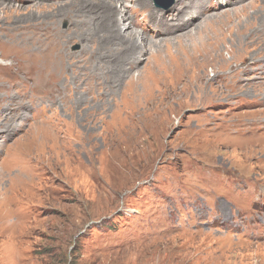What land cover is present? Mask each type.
Returning a JSON list of instances; mask_svg holds the SVG:
<instances>
[{
  "label": "rangeland",
  "instance_id": "1",
  "mask_svg": "<svg viewBox=\"0 0 264 264\" xmlns=\"http://www.w3.org/2000/svg\"><path fill=\"white\" fill-rule=\"evenodd\" d=\"M81 1L0 0V264H264V0Z\"/></svg>",
  "mask_w": 264,
  "mask_h": 264
},
{
  "label": "bare ground",
  "instance_id": "2",
  "mask_svg": "<svg viewBox=\"0 0 264 264\" xmlns=\"http://www.w3.org/2000/svg\"><path fill=\"white\" fill-rule=\"evenodd\" d=\"M33 1H35V0H33ZM51 1V0H50ZM84 1V0H83ZM96 1H99V2H101V3H103L106 7H111V8H113L115 11H116V13L118 14V15H120L121 16V18L120 19H118V17L116 18L117 20H119V26H121V27H117L116 25L114 26H108L109 27V29H108V31H109V33L111 32V33H113V31H114V33H116L115 34V36H114V38L115 37H119V36H122V37H126V39L127 40H130L131 41V39H132V41H138L139 40V44H134L133 43V46L134 47H131V48H127L126 50L128 51V50H132V48H134V49H136V48H139L138 50H141V51H144L145 50V48L147 47V45H148V43L146 42V40L144 39V38H142V37H144V36H142L141 37V35L137 32V31H134L133 29H131V31L130 32H127L128 34H125V28L126 27H130L131 26V24H133V22L132 21H130V19H129V17H127V16H123V14H121L122 13V11L120 12V8H117L116 6H115V4H114V2H112L111 0H96ZM142 1V0H141ZM178 1H180V0H178ZM218 1H221L222 3L221 4H225V3H229L230 5H238L239 4V2H241L242 0H218ZM42 2V1H41ZM80 2H82L81 0H80ZM85 2V1H84ZM86 2H89V1H86ZM91 2V1H90ZM182 2H183V0H182ZM100 3V4H101ZM83 4H86V3H83ZM184 4V6H183V9H179V11H183V13H185L186 11H185V9L187 8H185V5L186 6H188L187 4H188V2H184L183 3ZM96 5V4H95ZM122 5V4H121ZM91 6V5H90ZM97 6V5H96ZM178 6V5H177ZM194 6H195V4H194ZM199 7H201V9H207L208 11H211V10H213V8H211V7H204L203 6V4H199L198 5ZM241 6H245V5H241ZM80 7V6H79ZM94 7V6H93ZM179 7V6H178ZM191 7V6H190ZM246 7V6H245ZM96 8V7H95ZM189 8V7H188ZM122 9V8H121ZM191 9H192V11L191 12H186L187 14L186 15H188V13L189 14H195V12H197V7L195 6V7H191ZM194 9V10H193ZM200 9V8H199ZM80 10V9H79ZM190 10V9H189ZM241 11V10H246L245 8H235V9H233L232 11H230V12H226V14L228 15V18H232L233 16H235L236 14H231V12H235V11ZM110 11V10H109ZM185 11V12H184ZM199 11V10H198ZM78 12V11H77ZM114 12V11H113ZM242 12V11H241ZM115 13V12H114ZM115 13V14H116ZM113 14V13H112ZM116 14V15H117ZM179 14V13H178ZM239 14V13H238ZM172 16V15H171ZM209 16L210 17H213V16H215V13H212V14H209ZM110 17V16H109ZM115 17V16H114ZM208 18V17H207ZM182 19L184 20V22H185V24L188 26L189 24H190V20H192V19H190V20H186V19H184V17H182ZM102 20V19H101ZM263 20H264V18H263ZM93 21V20H92ZM114 21V20H113ZM121 21H122V23H121ZM128 21H129V24H128ZM102 23V22H101ZM114 23H116V22H114ZM165 23V22H164ZM178 23H179V21H178ZM97 24V23H96ZM104 24H105V22H104ZM107 24H109V23H107ZM112 24H113V22H112ZM34 25V24H33ZM118 25V24H117ZM261 25H262V22H261ZM117 27V28H116ZM260 27V26H259ZM264 28V25H263V27H261V29H263ZM260 29V28H259ZM258 29V30H259ZM116 31V32H115ZM39 32H41L40 31V28L38 27V26H29V27H27V30L23 33V36L24 37H26V38H30L31 37V35H33V40L32 41H34V40H36V41H38V40H41V37H39L38 36V34H39ZM43 33V32H42ZM113 33V34H114ZM42 35V34H41ZM117 35V36H116ZM109 36H112V34L110 35L109 34ZM245 37V36H244ZM113 38V37H112ZM121 38V37H120ZM129 38H131V39H129ZM119 41H120V39H119ZM121 41H123V40H121ZM148 42H149V39L147 40ZM154 41V40H153ZM157 42V41H156ZM127 43H128V41H127ZM108 45V44H107ZM130 45V44H129ZM151 45V44H150ZM24 47L26 48V53L24 54V60H23V65L31 72V73H33L35 70V73H37V75L40 77L41 75H43L44 77L45 76H54L57 72H59V71H62V68H61V66L60 65H62V62H61V58L59 57V56H57L56 54V56H54V55H51V56H53V57H50V53H49V50L47 49V48H43V47H36V46H33V44H29V43H24ZM108 49V48H107ZM48 50V51H47ZM126 52V51H125ZM112 53V52H111ZM115 54V53H114ZM100 55V54H99ZM108 56V55H107ZM131 60V59H130ZM248 63V62H247ZM63 66V65H62ZM115 66V65H114ZM129 66V65H128ZM127 66V67H128ZM122 67V66H121ZM26 68H24V69H26ZM26 69V71H27V73H29L28 72V70ZM256 69V68H255ZM8 70V69H7ZM101 70V69H100ZM113 71V70H112ZM114 71H117V70H115L114 69ZM113 71V72H114ZM229 71H231V70H229ZM4 72H6V70H5V68L3 67V65H0V75H1V77H2V74H4L5 75V73ZM102 72V71H101ZM112 72V73H113ZM222 72V71H221ZM225 72H227V70L225 71ZM260 72V71H259ZM119 73V72H118ZM123 74V73H122ZM213 75H215L216 76V72L214 71V74ZM259 76V75H258ZM260 77V76H259ZM5 78H7V76H5ZM4 79V78H3ZM243 79H245V78H243ZM244 81V80H243ZM133 83V82H132ZM232 83H236V82H232ZM3 83H1L0 84V92H5V90H4V86L2 85ZM59 85V84H58ZM114 85V84H113ZM252 88V87H251ZM9 89V88H8ZM59 90H62V88H60L59 87ZM252 91V90H251ZM8 92V91H7ZM253 92V91H252ZM262 93H264V91L262 92ZM245 95V94H244ZM254 95V94H253ZM10 94H7V93H2V94H0V103L1 102H3L7 97H8V99L10 98V100H9V104L6 106V107H9V108H11V107H14L15 105H16V102L14 101V99L12 98V96H10ZM231 96V95H230ZM264 96V95H263ZM250 97V96H249ZM264 98V97H263ZM223 99V98H222ZM224 101V100H223ZM28 107V106H27ZM6 110V109H5ZM9 113V112H8ZM24 115V114H23ZM23 118V117H22ZM2 125H4L3 123H1ZM12 124V123H11ZM15 124V123H14ZM18 127V126H17ZM0 131H1V129H0ZM11 132V131H10ZM1 136V135H0ZM0 151H2V150H0Z\"/></svg>",
  "mask_w": 264,
  "mask_h": 264
},
{
  "label": "water",
  "instance_id": "3",
  "mask_svg": "<svg viewBox=\"0 0 264 264\" xmlns=\"http://www.w3.org/2000/svg\"><path fill=\"white\" fill-rule=\"evenodd\" d=\"M157 1V6H163L164 8H168L173 4V0H156ZM76 48H79L77 46Z\"/></svg>",
  "mask_w": 264,
  "mask_h": 264
}]
</instances>
